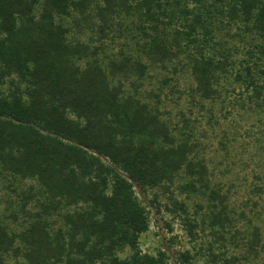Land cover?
<instances>
[{"label": "trees", "instance_id": "16d2710c", "mask_svg": "<svg viewBox=\"0 0 264 264\" xmlns=\"http://www.w3.org/2000/svg\"><path fill=\"white\" fill-rule=\"evenodd\" d=\"M233 26L241 31L233 35L259 39L240 69L215 39ZM128 36L138 55L118 41ZM145 57L174 72L156 89L142 90ZM179 71L193 81V106L217 100L231 76L263 106L264 0H0V179L15 193L5 200L17 207L8 217L22 228L0 222V264H168L165 251L139 245L149 220L135 187L172 184L182 169L193 176L183 189L209 187L206 166L191 157L196 141H177L159 105L142 98L160 103ZM18 177L30 185L18 191ZM208 194L218 209L213 233L223 239L228 197ZM248 240L255 250L258 226ZM180 256L192 264L189 250Z\"/></svg>", "mask_w": 264, "mask_h": 264}, {"label": "rangeland", "instance_id": "374dc122", "mask_svg": "<svg viewBox=\"0 0 264 264\" xmlns=\"http://www.w3.org/2000/svg\"><path fill=\"white\" fill-rule=\"evenodd\" d=\"M121 18L125 25L133 20V16L129 15H122ZM69 20L66 19V24H70ZM228 29L219 28L215 39L228 43L237 63L236 69H240V60L248 56L247 49L254 48L259 39L248 34L243 36V33L242 37L233 35L240 31L234 26L230 28L229 35ZM89 36L90 32L86 31L81 40L89 42ZM126 38L118 41L128 43L129 49L138 55L135 38ZM108 51L112 53L117 49L111 47ZM206 51L208 53L211 49L207 47ZM144 61L149 64V69L142 90L156 89L164 77L174 73L171 65L164 69L161 65L150 64L146 57ZM262 79L264 81V77ZM192 84L187 72L179 71L171 80V85L165 86L160 103L142 98L152 105H159L163 120L169 122L177 141L180 138L196 141L198 146L191 157L206 166L208 174L205 183L209 187L203 189L195 183L194 188L183 189L182 185L191 183L193 177L185 169L179 172L172 184L168 185L165 181L145 192L136 186V194L145 205L149 220L148 230L140 235L139 245L143 252L153 255L159 250L165 251L169 257L168 264H180V254L187 250L193 255L192 264H264V105L254 102L250 98L251 91L247 93L242 82L231 76L227 89L221 91L217 100H204L203 105L193 106L186 91ZM8 86L9 83H6L1 87ZM15 180L14 186L18 191L26 189L31 183L30 179L18 177ZM255 186L262 188L261 191H253ZM211 189L219 190L228 197L226 212L229 220L223 239H218L213 233L218 225L211 226L212 216L218 211L208 194ZM14 195L8 189L5 178L0 179V222H7L18 231L22 229L20 224L8 217L17 207L5 201H12ZM176 200L182 201L186 210L177 208L174 211ZM188 220L194 224L192 229ZM255 226L260 229L261 240L253 250L248 247V239L252 238ZM233 233L237 234L234 238L230 237ZM210 247L218 257L211 255ZM129 251L127 248L121 256Z\"/></svg>", "mask_w": 264, "mask_h": 264}]
</instances>
